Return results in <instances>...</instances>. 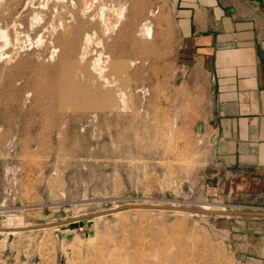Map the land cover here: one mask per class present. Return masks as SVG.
I'll return each instance as SVG.
<instances>
[{
	"label": "rangeland",
	"instance_id": "obj_1",
	"mask_svg": "<svg viewBox=\"0 0 264 264\" xmlns=\"http://www.w3.org/2000/svg\"><path fill=\"white\" fill-rule=\"evenodd\" d=\"M125 3L112 31L88 24L86 55L136 62L121 77L125 110L63 103L43 46L23 42L0 61V264H241L224 213L245 209L207 189L204 74L181 54L170 0ZM136 11L152 37L135 32ZM126 204L224 212L118 210Z\"/></svg>",
	"mask_w": 264,
	"mask_h": 264
},
{
	"label": "crops",
	"instance_id": "obj_2",
	"mask_svg": "<svg viewBox=\"0 0 264 264\" xmlns=\"http://www.w3.org/2000/svg\"><path fill=\"white\" fill-rule=\"evenodd\" d=\"M170 2L181 54L207 81L208 193L264 211V0ZM228 224L239 262L264 264V217L232 215Z\"/></svg>",
	"mask_w": 264,
	"mask_h": 264
},
{
	"label": "bare ground",
	"instance_id": "obj_3",
	"mask_svg": "<svg viewBox=\"0 0 264 264\" xmlns=\"http://www.w3.org/2000/svg\"><path fill=\"white\" fill-rule=\"evenodd\" d=\"M12 1L14 6L11 4L12 7L8 9ZM22 2L23 0H10L8 4L6 0H0V61L4 60L5 55L8 59L12 58V54L19 51L21 44L43 46L49 52L50 58L57 56L53 66L58 74L55 85L63 103L85 99L81 100L79 107L125 110L128 107L127 97L130 95L126 77L129 74L128 69L136 62L115 61L106 54L102 60L103 53L97 55V52L96 58L94 56L87 61L86 55L92 40L88 24L94 23V29L95 23H98L105 30L112 31L124 19L126 0H38L37 3L33 0L30 3L31 8L23 9L25 13L18 14ZM48 14L51 19L44 18ZM139 15L141 14L137 11L133 14L135 21L139 18L137 28L134 27L135 32L149 38L151 27L148 18L143 19ZM92 26L90 25L91 28ZM122 75L126 79H122ZM81 82L88 87L82 86ZM200 209V213L206 214L212 211L224 212L221 207L207 205H202Z\"/></svg>",
	"mask_w": 264,
	"mask_h": 264
},
{
	"label": "water",
	"instance_id": "obj_4",
	"mask_svg": "<svg viewBox=\"0 0 264 264\" xmlns=\"http://www.w3.org/2000/svg\"><path fill=\"white\" fill-rule=\"evenodd\" d=\"M151 209V210H171V211H177V212H187V213H200L199 210H196V209H192V208H181V207H169V206H154V207H150V206H144V205H140V206H137V205H121L118 210H122V209ZM209 214H215L213 212H209ZM228 215H250V216H261V217H264V211H250V212H228L227 213ZM81 219V218H79ZM79 219L77 220H69V221H62V222H58V223H55V224H51L53 226H56V225H63L64 223H71V222H75V221H78ZM47 225H43V226H39L38 228H43V227H47ZM50 226V224H49Z\"/></svg>",
	"mask_w": 264,
	"mask_h": 264
}]
</instances>
